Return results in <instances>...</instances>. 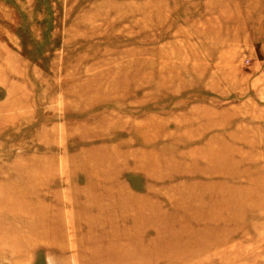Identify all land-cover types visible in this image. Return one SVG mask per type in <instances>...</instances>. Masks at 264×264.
I'll use <instances>...</instances> for the list:
<instances>
[{
  "label": "rangeland",
  "instance_id": "obj_1",
  "mask_svg": "<svg viewBox=\"0 0 264 264\" xmlns=\"http://www.w3.org/2000/svg\"><path fill=\"white\" fill-rule=\"evenodd\" d=\"M0 264H264V0H0Z\"/></svg>",
  "mask_w": 264,
  "mask_h": 264
}]
</instances>
